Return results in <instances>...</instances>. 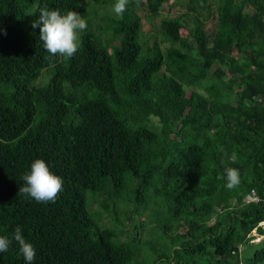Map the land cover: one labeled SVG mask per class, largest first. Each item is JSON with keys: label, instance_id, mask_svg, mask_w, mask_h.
I'll list each match as a JSON object with an SVG mask.
<instances>
[{"label": "trees", "instance_id": "obj_1", "mask_svg": "<svg viewBox=\"0 0 264 264\" xmlns=\"http://www.w3.org/2000/svg\"><path fill=\"white\" fill-rule=\"evenodd\" d=\"M168 1L129 0L117 15L100 0L74 56L49 59L31 22L45 6L85 12V0H0V236L13 240L0 264H26L17 226L33 264H137L138 240L152 264H264L251 235H264V0H218L212 32L207 17L165 16L163 47L144 39L138 9L156 25ZM36 159L63 179L55 203L18 194ZM225 167L240 170L237 188ZM252 190L259 200L245 201ZM131 201L132 214L153 204L138 232L165 209L152 241H123L117 205Z\"/></svg>", "mask_w": 264, "mask_h": 264}, {"label": "clouds", "instance_id": "obj_2", "mask_svg": "<svg viewBox=\"0 0 264 264\" xmlns=\"http://www.w3.org/2000/svg\"><path fill=\"white\" fill-rule=\"evenodd\" d=\"M129 0H116L114 12L122 15ZM141 0H135L138 7ZM38 19L31 22L33 29L39 28V40L43 42L44 49L51 57L57 55L72 57L79 48V33L87 29V22L76 11H68L66 14L56 10H49L46 6L41 7ZM6 34V33H5ZM234 159V157L232 158ZM223 164L224 161L222 160ZM225 187L229 190L237 188L241 183L240 170L233 167H225ZM23 185L18 194L34 199L38 203H55L59 193L63 191V179L52 172L46 161L36 159L31 164V170L25 173L22 178ZM14 241L19 246V253L23 255L26 264H33L36 257V249L30 242H27L22 235L21 227L17 226L13 235ZM13 240L6 236H0V254L9 250Z\"/></svg>", "mask_w": 264, "mask_h": 264}, {"label": "rangeland", "instance_id": "obj_3", "mask_svg": "<svg viewBox=\"0 0 264 264\" xmlns=\"http://www.w3.org/2000/svg\"><path fill=\"white\" fill-rule=\"evenodd\" d=\"M99 3H98V2ZM194 2H192V4L195 6L194 8H190V0H170L166 3L163 4L161 11H160V15L154 19L156 25H153L152 22H150L147 17H146V10L143 9L142 7H139L138 12L142 15L143 17V36L144 39L147 40L148 42L152 43V41L155 40L154 35L157 36V40L161 43V45L163 47H167L170 44L167 41H164V37L163 35L159 32L158 29V24L160 23L161 19L164 18L165 16H174V17H179L182 15V13H189L190 15L188 16V19L191 16L194 15H199L200 18H205L207 17V21H206V30L207 32H212L217 28L218 25V19H217V5H218V0H209L208 2H203L202 0H192ZM87 7L85 12L83 10H81V12H79V14L82 16L83 19H85L86 22H88V19L86 17V12L87 10L89 11V13H87L89 20L92 21V19H95L97 17V14L94 13V9L97 7L102 6L100 0H85L84 2ZM189 21V20H188ZM190 22V21H189ZM190 25H192L193 23H189ZM88 25V23H87ZM93 25V24H92ZM94 28H96V25H93ZM83 32V31H82ZM82 32L79 33V38L82 34ZM109 34L111 32H108ZM181 33L183 35H188V29L183 28L181 30ZM115 44H117V42H115ZM225 69H227L225 67ZM49 76V69H46L43 71L41 77L39 78L38 84L42 85L47 81V78ZM202 91L206 92L205 88H200ZM207 93V92H206ZM153 120L155 121L156 125L158 127H160L159 123H158V119L153 117ZM91 195H93L91 192L88 194V198L89 201L91 200ZM104 201V202H103ZM94 204H95V209L97 211H102L105 207H107L108 205L106 204L107 200H104L103 198H96L94 199ZM106 204V205H105ZM134 207V203L133 201L129 202V203H124V202H119V204L117 205V211L119 212L120 215H122V218L124 219V225L122 226L124 228V232L123 235L121 236L123 241L125 243L133 240L135 237L142 235H146V237L148 238V241H152V239L154 237H151V235H147V230L153 229L154 232H151L153 234H157L155 231H158V225H160V219L164 220L166 218V216L163 214L165 211L161 210V215H159V218L157 219V222L154 221L151 224L145 226L144 228H142L141 232H138V230L136 229V225H138L140 223V225L142 226V224L144 222H147L149 220V218L152 216V210H153V204H150V207L143 211L137 212L136 214H132L130 213V211L133 209ZM219 211H221L220 208H218ZM125 212H129V214H131L130 216H125L124 213ZM113 214H111V218H112ZM111 219H109L107 216L105 219H103V224L111 226L112 224H110ZM262 227L264 228V221L261 223ZM114 225H112L113 227ZM157 227V228H156ZM184 227L183 226H177V230H181L184 231ZM252 235V241L253 242H258L260 241L262 238H264L263 236H260L255 230H253L251 232ZM156 243L159 245L160 242L157 240ZM133 248L135 250H137L138 248V252H137V257H135L134 262L137 264H152L153 262V257L148 256L149 254V246L146 244V242L144 241H136V243L133 245ZM244 250V247H243ZM242 250V251H243ZM244 252V251H243Z\"/></svg>", "mask_w": 264, "mask_h": 264}, {"label": "built area", "instance_id": "obj_4", "mask_svg": "<svg viewBox=\"0 0 264 264\" xmlns=\"http://www.w3.org/2000/svg\"><path fill=\"white\" fill-rule=\"evenodd\" d=\"M259 200V196L256 194V192L254 190H252L251 192H249L246 197H245V201H258Z\"/></svg>", "mask_w": 264, "mask_h": 264}]
</instances>
